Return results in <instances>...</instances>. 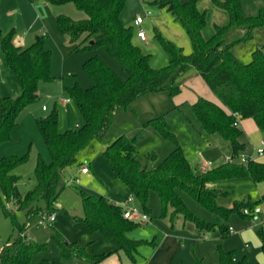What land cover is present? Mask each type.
Here are the masks:
<instances>
[{
	"label": "trees",
	"instance_id": "1",
	"mask_svg": "<svg viewBox=\"0 0 264 264\" xmlns=\"http://www.w3.org/2000/svg\"><path fill=\"white\" fill-rule=\"evenodd\" d=\"M42 1L74 2L84 10L87 17L79 20L57 15L60 31L69 35L74 49L105 46L107 53L119 61L127 76L122 77L97 55L85 61L84 67L94 84L83 87L77 82L66 87L83 115V124L74 129L61 130L56 108L37 119L51 160L38 157L36 183L25 193L18 187L19 176L14 169L26 162L28 155H0V205L5 212L15 216L14 208L8 207L7 201H11L16 210H24L28 220L35 214L54 212L55 201L63 189L60 183L65 168L72 164H77L78 168L85 165L78 161V154L93 140L104 138L120 109L127 110L131 102L148 92L164 89L178 92L180 85L175 83L176 77L195 67L215 92L218 101L198 95L192 103L193 109L207 131L220 133L230 142L235 161L225 160L206 171L195 169L164 115L148 118L134 135L119 134L107 145L104 155L147 213L150 210L149 196L154 191L161 203L160 216H170L175 220L182 215L186 220H193L200 230L218 225L223 232L230 233L226 220L234 211L253 218V215L244 213V208L253 207L256 203L244 199L232 207L220 204L219 197L229 191L215 186V182L247 176L257 182L264 181L263 160L254 157L242 162L238 159L239 154L246 151L239 120L253 119L264 133V45L257 47L252 60L245 63L234 53V42L228 41L227 37L233 26L246 28L248 36L255 27L264 26V7L254 15L245 13L242 0H214L228 11L229 22L216 25L214 35L207 39L203 35L206 12L199 9L198 0H156L183 25L191 40L192 52L185 53L181 47L157 32L168 52L169 63L163 68H154L149 62V55L134 43L132 27H128L121 18L125 0ZM0 44L21 90L18 96L0 95L1 146L12 139L21 110L38 98L40 83L52 81L55 76L51 73L52 53L45 46L43 36H37L30 46L23 47L14 43L12 30L2 34ZM148 126L175 144V148L161 161H157L156 152L148 153L144 159L136 154L137 140ZM183 193H188L213 212L215 222L197 216L186 203ZM80 194L84 214L79 218L90 230H101L107 237L116 238L121 248L131 254L138 241L131 239L126 232L137 223L124 216L123 205L109 200L105 195H95L83 189ZM15 223L19 235L0 249V264H76V261L98 264L111 253H92L88 245L68 241L51 224H48L49 230L42 240H33L22 235L26 223L21 225L16 220ZM258 234L264 252L263 227ZM50 241L57 245L60 258H36L47 249ZM217 248L218 264H250L247 256L237 259L234 250H225L221 245ZM193 264H205L204 259L197 257Z\"/></svg>",
	"mask_w": 264,
	"mask_h": 264
},
{
	"label": "rangeland",
	"instance_id": "2",
	"mask_svg": "<svg viewBox=\"0 0 264 264\" xmlns=\"http://www.w3.org/2000/svg\"><path fill=\"white\" fill-rule=\"evenodd\" d=\"M200 10L206 12V23L203 35L209 39L214 35L216 25H226L229 22L228 11L214 0H198ZM243 9L247 14H257L264 7V0H242ZM67 15L75 20L87 17L84 10L79 9L74 2L47 3L42 0H0V41L2 34L14 30V39L21 40L22 46H30L37 36L44 37L45 46L51 50V73L55 79L41 82L39 96L26 105L18 116V125L12 132V139L0 146V155H28L23 164L17 166L14 172L19 176L18 187L22 193L31 189L36 183L35 167L38 157L51 160L50 152L40 132L37 119L46 116L55 108L59 115L61 130L74 129L83 124V115L67 86L77 82L83 87H90L94 80L84 67L87 59L99 56L116 70L122 77L127 73L121 68L119 61L107 53L105 46L94 49H74L70 37L60 31L56 16ZM138 15L143 17L140 27L146 32V39L137 35L139 26L135 23ZM123 22L132 27L133 41L142 51L149 55V62L154 68H163L169 63V55L162 41L157 36L181 47L185 53L192 52L191 40L183 27L166 7L160 6L156 0H125L121 11ZM228 41L234 42V53L245 63L253 58V51L264 45V26L255 27L251 36L246 28L233 26L230 28ZM0 95L18 96L21 92L15 73L8 63L0 44ZM180 85L178 92L170 90L152 91L136 98L128 109H120L113 117L104 138L95 139L78 154V161L89 167L88 173L78 171L77 164L65 168L61 179L62 192L54 204L55 219L49 223L54 225L68 241L88 245L92 253L114 251L120 256L123 264H185L195 261L196 256L202 257L205 264H218V246L225 250H234L237 259L247 256L250 264H264V252L258 230L264 228V215L250 218L234 211L226 220L233 231H222L218 225L214 228L200 230L193 220L183 216L172 220L170 216H160L161 203L156 192L151 191L148 205L151 218L138 222V216L133 218L137 224L127 231V235L138 241L137 249L132 254L120 248L119 241L107 237L101 230H90L83 220V203L80 190H86L95 195H105L109 200L122 202L132 193L112 169L104 150L119 134L134 135L143 126V122L151 117L164 115L170 128L176 133L183 151L192 166L198 170L201 163H210L216 167L225 162L226 155L232 153L230 142L220 133L206 130L195 113L192 103L200 95L213 101H218L215 92L209 87L195 67H190L185 73L175 79ZM69 98L70 101H66ZM46 109H43V106ZM242 128V139L246 143V151L256 157L257 148L264 139V133L251 118L239 120ZM175 144L152 126L144 129L136 144V154L144 159L150 152L157 153V161L163 160ZM215 186L228 190V194L219 197V203L232 207L238 201L250 199L255 205L264 208V181H255L250 176L224 179L215 182ZM191 210L200 218L215 222V215L188 193H183ZM131 205L142 209V204L135 198ZM8 207L14 208V215L7 214L0 205V249L19 235L15 220L24 225L25 231L33 240L40 241L49 230V225L39 223L40 214L33 215L29 220L24 210H16L11 201ZM73 216H76L74 218ZM248 244V246H246ZM47 257L59 259L57 245L50 241L47 249L40 252L36 258Z\"/></svg>",
	"mask_w": 264,
	"mask_h": 264
},
{
	"label": "built area",
	"instance_id": "3",
	"mask_svg": "<svg viewBox=\"0 0 264 264\" xmlns=\"http://www.w3.org/2000/svg\"><path fill=\"white\" fill-rule=\"evenodd\" d=\"M143 22V17L141 15H138L135 23L139 26V29L137 31V35L138 37H140L142 40L146 39V32L140 27L141 23ZM14 43L16 45H21L22 42L21 40H14ZM1 57H0V61H1ZM43 108H46V106L44 105ZM257 154L258 155H263L264 154V139L261 141V145L257 148ZM255 156L253 154H251L249 151H244L241 152L238 156V159L242 162H247L248 160H250L251 158H254ZM226 161H230L233 162L236 160V157L233 154H228L226 155L225 158ZM210 163H201L199 164L198 168L202 171H206L208 168H210ZM80 171L82 172H88L89 171V167L88 165H83L80 168ZM136 197L132 194L130 195L126 201L122 204L123 205V214L125 217L133 219L135 216H138L140 221H147L151 218V216L149 215V213L143 211L142 209H139L137 206L135 205H131L134 202V199ZM244 213L247 215H253V218H256V216L258 215H264V208L259 206V205H255L253 207H245L244 208ZM55 219V213L54 212H47V213H43L41 214V218L39 220L40 224L43 225H48L49 223H51L53 220ZM230 231H233L232 226H230ZM22 235L26 236L27 238H31L28 234L27 231H23Z\"/></svg>",
	"mask_w": 264,
	"mask_h": 264
},
{
	"label": "crops",
	"instance_id": "4",
	"mask_svg": "<svg viewBox=\"0 0 264 264\" xmlns=\"http://www.w3.org/2000/svg\"><path fill=\"white\" fill-rule=\"evenodd\" d=\"M48 3V2H47ZM14 40H18V39H14ZM2 62V60L0 61V63ZM196 99V98H195ZM66 101H70V99L69 98H67L66 99ZM43 109H46V108H43ZM243 140V139H242ZM244 141V140H243ZM245 142V141H244ZM264 155V154H263ZM258 156H262V155H258ZM255 158L256 159H260V160H263L264 161V158L262 159V158H260V157H256L255 156ZM81 168V167H80ZM80 168H77L78 169V171H80ZM90 171V170H89ZM88 171V172H89ZM80 172H82V171H80ZM88 172H86V173H88ZM82 173H85V172H82ZM130 190V189H129ZM131 192V191H130ZM126 200H124V201H122V202H116V201H113V202H116V203H119V204H123L124 202H125ZM131 220H133V219H131ZM138 222H141L139 219H138ZM142 222H145V221H142ZM126 234H127V232H126ZM120 244V243H119ZM246 246H248V244H246ZM120 248H121V246H120ZM122 249V248H121ZM137 249V248H136ZM122 250H124V249H122ZM116 251V253L115 254H112L114 251H112V250H110V251H108V252H111L107 257H105L101 262H99L98 264H123L122 262H121V260H120V256H119V254H117L118 252H117V250H115ZM125 251V250H124ZM126 252V251H125ZM133 252V251H132ZM126 253H128V252H126ZM129 254V253H128ZM132 254V253H131ZM130 254V255H131ZM196 258H197V256H196ZM195 261H196V259H195ZM194 261V262H195ZM194 262H192V263H188V262H186L185 264H193ZM76 264H84V261H76L75 262Z\"/></svg>",
	"mask_w": 264,
	"mask_h": 264
},
{
	"label": "water",
	"instance_id": "5",
	"mask_svg": "<svg viewBox=\"0 0 264 264\" xmlns=\"http://www.w3.org/2000/svg\"><path fill=\"white\" fill-rule=\"evenodd\" d=\"M91 42H93V41H91Z\"/></svg>",
	"mask_w": 264,
	"mask_h": 264
}]
</instances>
